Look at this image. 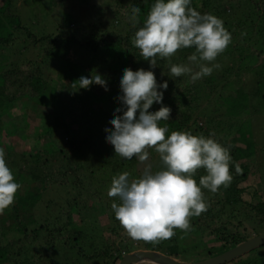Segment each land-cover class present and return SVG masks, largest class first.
Returning a JSON list of instances; mask_svg holds the SVG:
<instances>
[{"label": "trees", "instance_id": "1", "mask_svg": "<svg viewBox=\"0 0 264 264\" xmlns=\"http://www.w3.org/2000/svg\"><path fill=\"white\" fill-rule=\"evenodd\" d=\"M39 1L49 9L50 3L55 6L57 0ZM152 3L153 0L115 3L124 12L116 10L112 19L103 24L100 22L103 7L89 23L68 15L66 12L77 10L73 0L72 6L63 4L62 19L34 32L30 18L20 15L12 0H0V147L5 149L6 163L21 185L13 204L0 216V264H53L50 255L53 250L65 252V257L71 260L68 264H118L123 254L136 249L155 250L193 262L216 256L264 231V147L260 149L261 160L253 166L258 144L251 137L250 128L253 117L264 107V0H191V7L222 19L223 26L231 33L230 44L214 61L219 68L195 82L187 74L172 77L170 63H187V57L194 51V48H182L170 58L158 57L157 66L152 69L157 82H168L162 103L171 108L170 118L159 123L167 124L169 133L173 130L205 136L213 133L219 143L229 148L232 157L230 184L220 186L215 193L202 189L208 206L199 216L189 218L190 230L177 228L172 237L153 243L130 237L121 225L114 224L117 221L114 217V223H109L111 214L92 219L88 215L91 208L86 216L78 211L77 223L69 204L61 210L58 206L55 225L51 215L39 220L35 216L40 198L38 186L29 187L23 181L34 179L44 183L52 178L51 171L55 169L58 177L53 182L64 183L68 172L80 168L79 163L68 165L74 161L70 151L77 154L80 149L84 161L92 151L100 152L96 166L113 162L111 177L129 172L128 168L134 178L142 173V169L133 167V160L135 166L140 164L136 157L128 164L113 152L112 145L105 140L104 127L100 129L97 123L105 121L111 127L108 118L119 103L116 94L122 68L149 67L132 39ZM133 6L141 9L140 23L135 27L128 15ZM34 51L38 56L28 57ZM47 70L56 72L67 84L51 79ZM95 72L104 75L107 90L97 84L76 89L81 75L95 76ZM212 93L215 97L210 102ZM237 101L246 102L233 116L229 104ZM38 104H48L51 113L36 124ZM214 106H218L215 113L226 116V120L215 118L206 125L201 116L209 114V108L210 113L214 112ZM159 107L154 102L149 111ZM17 116L20 118L14 119ZM63 117L69 122L60 124ZM72 124L76 129L71 128ZM23 126L29 130L23 137L25 143L13 138L20 129L23 131ZM97 128L100 130L94 131ZM243 129L248 136L243 133V145H239L235 134ZM71 141L78 143L70 145ZM104 148L107 151L102 153ZM147 150L150 156L155 152L154 148ZM39 162L44 164L41 172L36 169ZM151 166L153 171L161 167L158 153ZM203 174L204 169H198L194 178L198 181ZM62 209L66 211L62 213ZM96 222L106 225L99 224L101 228H98L93 226ZM119 229H123L122 234ZM254 249V254H250ZM221 264H264V243Z\"/></svg>", "mask_w": 264, "mask_h": 264}, {"label": "clouds", "instance_id": "2", "mask_svg": "<svg viewBox=\"0 0 264 264\" xmlns=\"http://www.w3.org/2000/svg\"><path fill=\"white\" fill-rule=\"evenodd\" d=\"M190 5L191 0H153L132 39L149 67L122 68L116 94L119 103L108 118L111 127L104 125L105 140L120 157H136L144 162L149 158L148 148H154L159 155L161 167L157 170L153 171L148 164L135 178L123 171L111 178L107 189L109 197L118 198L110 207L126 233L153 243L172 237L177 228L190 230L189 218L199 216L208 206L202 189L215 193L232 180L229 148L219 143L213 133H169L167 124L159 123L169 120L171 108L162 103L168 82H157L152 70L157 66V58H170L178 49L194 48L187 63H170L169 71L172 77L187 74L195 82L219 68L214 61L232 39L222 19ZM140 11L139 6H133L128 14L134 27L140 23ZM77 81L76 89L97 84L107 90L106 78L96 72L95 76L81 75ZM154 102L160 107L149 111ZM5 156V149L0 147V214L13 204L21 186ZM201 168L204 174L197 182L194 176ZM236 171H240L238 166Z\"/></svg>", "mask_w": 264, "mask_h": 264}, {"label": "rangeland", "instance_id": "3", "mask_svg": "<svg viewBox=\"0 0 264 264\" xmlns=\"http://www.w3.org/2000/svg\"><path fill=\"white\" fill-rule=\"evenodd\" d=\"M13 1V7H16V11H20V15H24L25 18H30L33 27H34V32H36V29H40L41 26L43 28L50 26L51 23L56 22L60 18L62 19L63 17V4L65 3V6H72L73 0H57L56 5L53 6V4L49 5V9L47 7H44L41 4V1L39 0H12ZM38 1V2H37ZM45 1V0H42ZM51 1V0H50ZM127 0H75V3L77 4V10H75L73 13L70 11L66 12L68 15L72 14V16H78L82 18L85 22H92L94 20V16L98 15L99 12H101L104 8L103 15L101 16L100 22L105 24L108 22L107 20L112 19L114 12L116 13V10H119L121 13L124 12V10L120 7L117 8V5L115 3H125ZM37 2V3H36ZM60 4V5H59ZM75 6V8H76ZM90 10V15H88V11ZM126 9V8H125ZM75 20H80V19H75ZM116 31V30H115ZM38 56V52L34 51L30 54H28V57L34 58ZM48 76L51 77V79H56L58 82H63V84H67V82H64V80H61L60 77L56 76V72L54 71H46ZM215 97V95L212 93L211 96L209 97L208 101L211 102V100ZM204 102L203 104L206 103L205 100L201 101ZM246 101H237L233 102L234 104L232 105L231 103L229 104V111H231V114L233 116H236L234 111L237 109H241L243 104ZM202 106V105H201ZM234 107V108H233ZM214 112H211V108L208 109L209 114L203 113L201 116L205 122L206 125L212 124L214 122L215 118H220L223 120H226V116L224 115H219V113H215L218 111V106L212 107ZM56 110V109H55ZM36 112L39 115L36 117V124L40 123V119L44 117V115L51 113V109L49 108L48 104H38L36 107ZM233 112V113H232ZM17 113V111H15ZM218 116V117H217ZM20 117H15L14 119H17ZM7 119V118H6ZM7 121V120H6ZM16 121V120H15ZM65 121V122H64ZM60 124L63 123H68L69 119L67 117H63V121H59ZM97 124H100V129H102L105 125V121L98 122ZM19 127V126H18ZM77 127L75 124H72L71 128ZM94 129V131H99L100 129ZM251 128V137L256 138L255 142L258 144V149H257V154L254 160L251 162V164L254 166L255 164L258 163V161L261 160V153L260 149L264 147V107H262L258 113L253 117L252 119V124L250 126ZM23 131H20L17 133V136H13L16 140L25 143V140L23 137L25 136V132L28 133L29 130H26V127H22ZM76 129V128H75ZM31 132V131H30ZM243 133L248 136L246 129L239 130L235 134V138H237V143L239 145H243V140L245 137L243 136ZM254 134V135H253ZM231 137L233 136L230 135ZM31 137V136H28ZM74 140V138H72ZM243 139V140H242ZM73 141L70 142V145ZM32 143V142H31ZM77 141L73 142V145H77ZM19 144L17 143V146ZM84 145V144H83ZM81 145L80 147H82ZM20 146H18V149ZM28 146H25V149ZM41 147V146H39ZM79 148V147H78ZM102 148V147H101ZM103 149V148H102ZM37 150V149H36ZM107 151V148H104L105 152ZM149 152V150H147ZM74 154L72 157L73 160L68 165L70 164L72 166H76L79 163L80 168L76 169L74 173L68 172L67 174V179L64 181V183H58L55 181L53 182V179H57L58 177V172L55 169H52V178L50 180H45L44 183L40 182V180H34V179H26V181H23L25 184L29 185V187L33 186H38V190L40 192V198L39 201L36 203V209H35V216L38 217L39 219H43V217H47L48 215L52 216V223L54 225L56 224V220L54 219L56 216H58V206L61 208H66L68 207V204L70 205L71 209L70 211L74 213V221L77 223L79 221V218L77 216V213L79 214L78 211H81L83 213V216H86L85 213L89 208L92 210L89 211L88 215L94 218H100L101 215L106 216V214H111L112 216L110 217L109 223H114L115 216L113 214V211L110 207L111 203L114 201L115 197H109L107 195V189L110 185L111 181V176L113 175L112 171L110 168H115L113 162H109L106 164H103L102 166H96L97 164V159L101 158V154L98 151H92L88 158L84 161L85 157H83V154L79 151L76 152L70 151ZM80 152V154H79ZM149 154H151L149 152ZM156 155L157 153L154 152L152 155H149V158L147 161L144 162H139L135 166V160L132 159H125V163L130 164L133 160L134 166L136 168L144 169V167L148 164H154L156 160ZM11 158V155L9 156ZM80 158L81 161L78 160ZM84 158V159H83ZM56 159V158H55ZM91 159V160H90ZM7 162V161H6ZM20 163V162H18ZM94 163V165H92ZM11 164V162H10ZM22 164V163H20ZM40 165V166H39ZM36 169L37 171L44 169V164L41 165V162L36 164ZM104 169L110 170V172H105ZM135 169V168H134ZM129 172L131 169H129ZM130 178H134L133 176H130ZM198 182V181H197ZM264 192V188L262 189ZM118 199V198H117ZM94 203H99L94 204ZM94 204V205H92ZM47 205V206H46ZM87 207V208H85ZM59 210V211H60ZM66 209H62V213L65 212ZM5 212V211H4ZM4 212L0 214V216L4 215ZM64 218V217H62ZM41 221V220H40ZM98 221V220H97ZM99 224L106 225L103 223H94L93 226L98 225V228H101ZM114 224L121 225L119 221L117 220ZM120 233L122 234L123 229H119ZM254 250L250 254H254ZM249 252L247 253V255ZM51 256H53V264H68L71 262L69 257H65L66 253L61 250V253L58 251H52ZM81 260V258L79 257ZM147 263V262H146ZM144 262L139 263V264H146ZM82 264V263H81Z\"/></svg>", "mask_w": 264, "mask_h": 264}, {"label": "water", "instance_id": "4", "mask_svg": "<svg viewBox=\"0 0 264 264\" xmlns=\"http://www.w3.org/2000/svg\"><path fill=\"white\" fill-rule=\"evenodd\" d=\"M264 243V231L249 237L240 244L210 258L200 261H182L162 252L148 249H136L122 255L118 264H137L151 262L155 264H221L229 261Z\"/></svg>", "mask_w": 264, "mask_h": 264}]
</instances>
